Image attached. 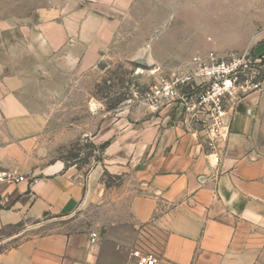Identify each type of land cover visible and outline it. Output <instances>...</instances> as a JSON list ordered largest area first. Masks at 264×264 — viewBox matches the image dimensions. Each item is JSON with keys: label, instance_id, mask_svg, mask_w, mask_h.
Returning <instances> with one entry per match:
<instances>
[{"label": "crops", "instance_id": "crops-1", "mask_svg": "<svg viewBox=\"0 0 264 264\" xmlns=\"http://www.w3.org/2000/svg\"><path fill=\"white\" fill-rule=\"evenodd\" d=\"M100 26L88 21L80 33L93 53L115 35L114 24L107 26L111 36ZM54 28L66 42V31ZM46 39L43 53L61 46ZM5 70L0 61V170L28 181L1 186L0 230L25 224L28 235L8 249L0 242V264H137L136 250L158 264H264V83L239 102L229 141L217 153L199 132L156 117L99 133L98 141H111L108 158L82 176L47 159L48 116L28 107L18 94L20 78ZM105 173L127 180L118 188Z\"/></svg>", "mask_w": 264, "mask_h": 264}, {"label": "rangeland", "instance_id": "rangeland-1", "mask_svg": "<svg viewBox=\"0 0 264 264\" xmlns=\"http://www.w3.org/2000/svg\"><path fill=\"white\" fill-rule=\"evenodd\" d=\"M88 21L100 22L107 36V26H116L111 41L101 40L110 44L102 52L93 53L81 42ZM58 25L66 31V42L59 41ZM47 36L61 46L43 53ZM260 45L264 0H131L121 9L106 0H0L5 74L19 77L20 98L48 116L47 159L60 160L82 176L104 164L107 148L101 151V146L109 141L96 137L107 128L117 133L157 117L162 125L180 123L199 131L179 101L152 107L150 99L162 80L185 73L196 56L250 54L257 59L264 51ZM175 55L184 58L175 61ZM140 59L148 64H139ZM197 136L203 138L200 132ZM125 179L105 173V180L118 188ZM27 229L21 224L0 230L1 248L14 246Z\"/></svg>", "mask_w": 264, "mask_h": 264}, {"label": "built area", "instance_id": "built-area-1", "mask_svg": "<svg viewBox=\"0 0 264 264\" xmlns=\"http://www.w3.org/2000/svg\"><path fill=\"white\" fill-rule=\"evenodd\" d=\"M157 94L150 99L156 110L168 102H178L192 123L201 127L202 142L212 152H218L229 141L231 123L239 102L262 90L264 83L263 58L250 54L232 55L221 59L214 53L196 56L185 73L174 74L162 80ZM16 170H0V188L3 184L18 185L27 182ZM95 244L99 233L91 234ZM137 264H158L159 259L140 250L133 253Z\"/></svg>", "mask_w": 264, "mask_h": 264}, {"label": "trees", "instance_id": "trees-1", "mask_svg": "<svg viewBox=\"0 0 264 264\" xmlns=\"http://www.w3.org/2000/svg\"><path fill=\"white\" fill-rule=\"evenodd\" d=\"M109 146V142H106L101 146V151L105 150Z\"/></svg>", "mask_w": 264, "mask_h": 264}, {"label": "water", "instance_id": "water-1", "mask_svg": "<svg viewBox=\"0 0 264 264\" xmlns=\"http://www.w3.org/2000/svg\"><path fill=\"white\" fill-rule=\"evenodd\" d=\"M137 62H138L139 64H140V63H141V64H146V65L148 64L146 60L144 61V60H141V59L138 60Z\"/></svg>", "mask_w": 264, "mask_h": 264}]
</instances>
